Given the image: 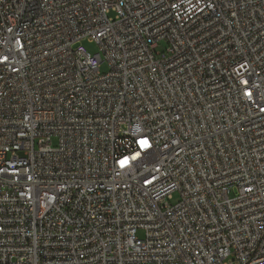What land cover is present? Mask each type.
<instances>
[{
	"label": "built area",
	"instance_id": "2783aa9c",
	"mask_svg": "<svg viewBox=\"0 0 264 264\" xmlns=\"http://www.w3.org/2000/svg\"><path fill=\"white\" fill-rule=\"evenodd\" d=\"M0 264H264V0H0Z\"/></svg>",
	"mask_w": 264,
	"mask_h": 264
},
{
	"label": "rangeland",
	"instance_id": "374dc122",
	"mask_svg": "<svg viewBox=\"0 0 264 264\" xmlns=\"http://www.w3.org/2000/svg\"><path fill=\"white\" fill-rule=\"evenodd\" d=\"M82 45H83V47L85 48V50H86L89 54H91V55H95V54L98 53V48H97V46H96L95 43H89V42H87V41H84V42L82 43ZM106 70H107V69H106V66H105V65H101L100 70H99V73L103 74V73L106 72ZM178 200H179L178 194L174 193V194H173V200L171 201V204H172V205H175V204L178 202ZM137 237H138V238H142V237H143L142 233L139 232V233L137 234Z\"/></svg>",
	"mask_w": 264,
	"mask_h": 264
},
{
	"label": "snow or ice",
	"instance_id": "6c2138e0",
	"mask_svg": "<svg viewBox=\"0 0 264 264\" xmlns=\"http://www.w3.org/2000/svg\"><path fill=\"white\" fill-rule=\"evenodd\" d=\"M141 145H142L143 147H147V146H148L146 141H142V142H141Z\"/></svg>",
	"mask_w": 264,
	"mask_h": 264
}]
</instances>
